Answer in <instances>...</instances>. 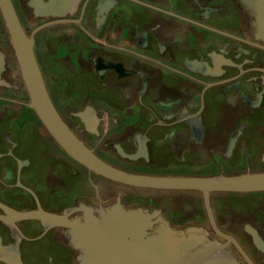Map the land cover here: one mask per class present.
<instances>
[{"label":"flooded vegetation","instance_id":"af4514ba","mask_svg":"<svg viewBox=\"0 0 264 264\" xmlns=\"http://www.w3.org/2000/svg\"><path fill=\"white\" fill-rule=\"evenodd\" d=\"M50 96L106 162L150 175L264 171V39L243 0H12ZM0 7V264H77L67 228L11 210L83 215L120 199L176 228L214 227L203 194L90 171L51 135ZM217 228L242 264H264V191L213 192ZM261 239V246L254 234Z\"/></svg>","mask_w":264,"mask_h":264},{"label":"water","instance_id":"95a60500","mask_svg":"<svg viewBox=\"0 0 264 264\" xmlns=\"http://www.w3.org/2000/svg\"><path fill=\"white\" fill-rule=\"evenodd\" d=\"M243 1L255 13L257 34L264 39V0ZM0 7L30 94L29 106L65 151L90 171L115 181L138 187L200 191L211 222L228 241L212 239L199 226L176 228L160 210L126 206L120 199L97 208L82 204L83 215L74 218H69L67 212L45 210H11V215L18 220L37 218L47 226L67 228L69 242L78 251L77 264H242L229 248L230 240H236L216 226L211 194L264 191V171L210 176L150 175L106 162L75 134L57 109L34 52V39L24 30L12 0H0ZM0 219L12 222L8 217ZM252 233L261 246L257 233Z\"/></svg>","mask_w":264,"mask_h":264}]
</instances>
